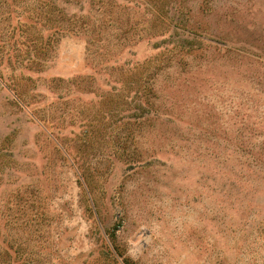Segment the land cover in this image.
Returning a JSON list of instances; mask_svg holds the SVG:
<instances>
[{
	"label": "rangeland",
	"instance_id": "obj_1",
	"mask_svg": "<svg viewBox=\"0 0 264 264\" xmlns=\"http://www.w3.org/2000/svg\"><path fill=\"white\" fill-rule=\"evenodd\" d=\"M0 264H264V0H0Z\"/></svg>",
	"mask_w": 264,
	"mask_h": 264
},
{
	"label": "trees",
	"instance_id": "obj_2",
	"mask_svg": "<svg viewBox=\"0 0 264 264\" xmlns=\"http://www.w3.org/2000/svg\"><path fill=\"white\" fill-rule=\"evenodd\" d=\"M170 6L173 7V4H170ZM164 9H165V11L168 12L167 8H164ZM188 11L189 10L186 11V14H188ZM169 18L171 19V21H173L172 16L169 17ZM187 19H188V17H187ZM180 22H179L180 25L184 29L188 30V33H189L188 35H189V37H192V38L191 39H189V38L181 39L177 45L171 46V48H169L168 51H171V52L173 51L175 53L181 52V51L182 52H187V53L188 52H190V53H198L202 49L201 48L202 47V43L207 41L208 32H209L207 25L202 27V31H199L201 29H199L198 26H195V25L192 24L189 27L188 25H186L183 18H182V20H180ZM173 23H174L173 24V27H176L175 26V22H173ZM201 33H204V35L201 34ZM197 41H199L201 44L197 43ZM237 143H238V145H240L242 147V145H243L244 142H241V141L239 142L238 141ZM247 145H248L247 147H249V148H252L253 147L252 144H247Z\"/></svg>",
	"mask_w": 264,
	"mask_h": 264
}]
</instances>
